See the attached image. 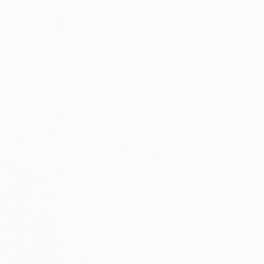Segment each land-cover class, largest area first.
<instances>
[{"label": "snow or ice", "instance_id": "1", "mask_svg": "<svg viewBox=\"0 0 264 264\" xmlns=\"http://www.w3.org/2000/svg\"><path fill=\"white\" fill-rule=\"evenodd\" d=\"M0 264H264V0H0Z\"/></svg>", "mask_w": 264, "mask_h": 264}]
</instances>
